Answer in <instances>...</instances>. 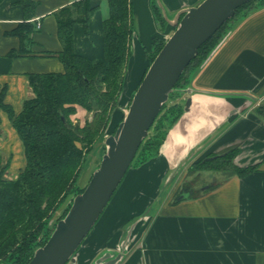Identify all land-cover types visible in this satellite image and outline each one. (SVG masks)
<instances>
[{
    "label": "crops",
    "instance_id": "crops-1",
    "mask_svg": "<svg viewBox=\"0 0 264 264\" xmlns=\"http://www.w3.org/2000/svg\"><path fill=\"white\" fill-rule=\"evenodd\" d=\"M34 1L30 21L35 28L29 46L33 55L9 56L21 44L11 31L23 20V10L17 0H0V91L16 114L33 95L28 73L63 70L55 54L41 53L62 49L57 18L64 16L62 8L76 0ZM129 1L133 33L119 93L123 104L130 102L148 68L155 43L165 42L178 14L201 0H157L159 7L152 0ZM89 2L96 9L87 32L82 23L74 24L73 47L91 60L104 59L101 24L107 4L105 0ZM153 5L160 14L159 8L163 11L162 28ZM182 90V101L189 97L190 104L187 109L183 105L158 154L127 176L108 202L105 219L93 225L68 264H90L104 249L124 250L111 264H264V6L229 32L204 63L193 69ZM115 111L113 116L120 107ZM233 148L237 149L233 163L253 166V170L243 175L187 172L192 162ZM2 154L10 171L4 176L15 177L25 165L24 148L7 113L0 109ZM181 171L176 190L157 191L163 176L174 181ZM204 177L211 181L199 182ZM198 183H203L200 189ZM180 194L184 197L176 199Z\"/></svg>",
    "mask_w": 264,
    "mask_h": 264
},
{
    "label": "trees",
    "instance_id": "trees-1",
    "mask_svg": "<svg viewBox=\"0 0 264 264\" xmlns=\"http://www.w3.org/2000/svg\"><path fill=\"white\" fill-rule=\"evenodd\" d=\"M105 1L107 16L101 24L104 59L91 60L74 50V24L82 23L87 32L89 19L96 9L89 0H76L71 6L62 8L64 16L57 18V36L62 49L56 53L47 50L41 53L45 56L55 54L62 62L63 70L28 73L33 95L23 101L22 109L17 114L11 105L4 102V91H0V109L11 120L23 144L25 156V165L15 177L4 176L8 164L0 167V261L27 264L34 250L43 245L51 234L53 227L49 221L53 212L68 196H75L84 188L78 187V176L87 161V155L102 140L104 128L122 88L131 51L133 26L130 1ZM250 1L240 6L199 47L197 55L181 73L168 99L175 93L180 95L181 90L187 87L188 76L185 75L189 68L204 63L215 48L222 29H229L224 39L246 16L264 6L262 0L259 6L250 7L237 16V11ZM17 3L22 7L23 20L11 33L19 36L21 44L18 50L12 49L8 55H33L29 42H32L31 33L35 23L30 18L36 2L17 0ZM153 7L159 27L162 28L164 19ZM163 43H155L154 50L149 53L150 63ZM182 79L185 86L180 85ZM165 104L151 126L155 133L151 138L146 136L139 146L144 148L147 145L153 155L158 153L168 127L175 123L183 111L182 104H173L163 111ZM80 109L94 111L92 119L83 125L75 120ZM236 151L233 148L218 155L211 154L200 161L199 164L205 166L195 170H216L238 175L253 170V166L239 167L233 163Z\"/></svg>",
    "mask_w": 264,
    "mask_h": 264
},
{
    "label": "water",
    "instance_id": "water-1",
    "mask_svg": "<svg viewBox=\"0 0 264 264\" xmlns=\"http://www.w3.org/2000/svg\"><path fill=\"white\" fill-rule=\"evenodd\" d=\"M248 1L201 0L197 5L186 8L181 16L178 14L174 30L149 64L123 119L115 131L104 138L106 148L98 166L83 190L73 197L66 214L57 220L46 242L34 250L27 264H66L73 259V254L121 183L183 70L197 55L199 47ZM189 104L188 97L184 109ZM182 197L184 194L176 199ZM118 258L116 255L108 264Z\"/></svg>",
    "mask_w": 264,
    "mask_h": 264
},
{
    "label": "rangeland",
    "instance_id": "rangeland-1",
    "mask_svg": "<svg viewBox=\"0 0 264 264\" xmlns=\"http://www.w3.org/2000/svg\"><path fill=\"white\" fill-rule=\"evenodd\" d=\"M153 1V3L155 4V5H157V7H159V5H158V1L157 0H152ZM261 2H262V0H251L250 1V3L248 4V5H245L244 7H241L238 11H237V16L238 15H241L242 13H244V12H246L250 7H253V6H259L260 4H261ZM159 10H160V12H161V15H162V17H164L163 16V11H162V9L161 8H159ZM164 22H165V17H164ZM164 22H162L161 23V26H163L164 25ZM230 24V23H229ZM229 31V29L228 28H224V29H222L221 30V32H220V36H219V38L217 39V43L215 44V46L223 39V37L225 36V34L227 33ZM29 45L31 46L32 45V42L30 41L29 42ZM214 46V47H215ZM213 47V48H214ZM212 48V49H213ZM149 64H150V62H149ZM127 66V65H126ZM195 67H190L189 68V70H188V73L185 75V76H188V77H186V79L187 80H189V79H191V77H192V75H193V69H194ZM147 70V69H146ZM146 70L144 71V73L146 72ZM126 71V70H125ZM144 73H143V75H144ZM143 77V76H142ZM141 80V79H140ZM180 85L182 86H185L186 85V83H184V80L182 79L181 81H180ZM181 92H184V90H181ZM119 96L120 95H118V98H117V102H116V104H115V106L113 107V109H112V111H111V114H110V118H109V121H108V123H107V125H106V127L104 128V132H103V134H102V140L100 141V142H98L99 143V145H98V147L97 148H95L94 150H91L90 152H89V154L87 155V157H86V162L84 163V165H83V167H82V169H81V171H80V174H79V176H78V180H77V185H78V187H84L86 184H87V182H88V180L90 179V177H91V174H92V171L94 170V168H96L97 166H98V164H99V162H100V159H101V157H102V155H103V153L105 152V144H104V138L107 136V135H109V134H112L114 131H115V129H116V127H117V125H118V123L123 119V116H124V114H125V112H126V110H127V107H128V105H129V101H127V102H124V104H123V101H121V97H120V100H119ZM183 99L181 98V94L180 95H178V94H173L172 95V97L170 98V99H168L167 101H166V104H165V108H164V110L163 111H167L166 109L167 108H169V107H171L173 104H182L183 105V101H182ZM122 105V106H121ZM120 107V111H118V113H116L114 116H113V113L114 112H116L115 110L117 109V108H119ZM162 111V112H163ZM93 114H94V111H85V110H83V109H80V110H78V113H77V116H75V120H78V121H80V124L81 125H83L86 121H90L91 119H92V117H93ZM173 126V125H172ZM172 126H170V127H168V129H167V133H168V131H169V129L172 127ZM155 133V131L153 130V128L151 127V129H149V132H148V134H147V137H149V138H151V136L153 135ZM167 133H166V136H167ZM166 136H165V139H166ZM165 139H164V141H165ZM163 141V142H164ZM163 144V143H162ZM161 144V145H162ZM161 145H160V147H161ZM147 146V145H146ZM145 146V147H146ZM142 148V147H140L139 148V150L137 151V153H136V155H135V157H134V159L132 160V162H131V165H130V167H129V169L127 170V172H126V174H125V176L123 177V179H122V181H121V183L119 184V186H118V188L116 189V191L114 192V194H113V196H116L117 195V193H119V191L121 190V188H122V186H123V183L125 182V179L127 178V176L131 173V172H135L136 170H137V168L138 167H140L145 161L147 162V161H149L150 159H153V157H155L157 154H152V150H150V149H147V147L146 148ZM160 147H159V149H160ZM158 152H159V150H158ZM202 160V159H201ZM201 160H198V161H194V162H192L191 164H189L188 165V167H187V172L188 171H195V169H197V167H204L205 165H200L199 163H200V161ZM4 164H8V166H9V161L7 160V157L6 156H4L3 154L2 155H0V167L2 166V165H4ZM207 165V164H206ZM184 169H185V167H184ZM182 174H183V171H181V172H179V174H178V176H177V178L174 180V181H166L165 179H164V176H163V178H162V180H161V182L158 184V189H157V191H160L161 193H170V192H172L174 189L176 190V188H177V186L181 183L180 181L181 180H179V178H181V176H182ZM5 175V174H4ZM6 175H10V171L9 170H6ZM7 177V176H6ZM208 180V182H210L211 180L209 179V178H207V177H204V179L202 180V181H199V182H205L206 183V181ZM210 180V181H209ZM170 183V186L168 187V189L165 187V185H167V184H169ZM160 184H161V186L162 187H160ZM199 184V187H197L198 189H200L202 186H203V183H198ZM207 184V183H206ZM182 186H183V191L185 190V187H186V182H183L182 183ZM181 186V187H182ZM179 190H181L182 191V188L180 189L179 188ZM113 196L111 197V198H113ZM73 197L74 196H68L61 204H60V206L53 212V214H52V216H51V218H50V221H49V224H50V226H52L53 228H54V226H55V224H56V222H57V220L58 219H60V218H62L65 214H66V212H67V210L69 209L68 207H70V205H71V202H72V199H73ZM114 201V200H113ZM110 202V201H109ZM108 205H109V203H108ZM107 205V206H108ZM107 206L104 208V210H103V212L101 213V215H100V217L98 218V220L96 221V223L95 224H97V223H101L102 221H103V219H105V214H106V208H107ZM148 216V215H147ZM147 216H146V218H147ZM134 219H136V218H133V219H131V220H129V223H127V225L129 224H131L132 222H133V220ZM128 225V226H129ZM84 241V240H83ZM83 243V242H82ZM81 243V244H82ZM79 245V247L78 248H80V247H82L83 245ZM78 250V249H77ZM77 250H76V252H77ZM123 252H124V250H122L121 252H120V250L118 251H112V250H110V251H106V249H104V250H101L99 253H98V255L93 259V261L90 263V264H108V261L109 260H111V259H113V258H115L116 257V255H119V257H121L122 255H123ZM99 259V260H98ZM119 259V258H118ZM117 259V260H118ZM117 260H115V261H117ZM68 263H69V261H68ZM68 263H66V264H68ZM114 263V262H113Z\"/></svg>",
    "mask_w": 264,
    "mask_h": 264
},
{
    "label": "built area",
    "instance_id": "built-area-1",
    "mask_svg": "<svg viewBox=\"0 0 264 264\" xmlns=\"http://www.w3.org/2000/svg\"><path fill=\"white\" fill-rule=\"evenodd\" d=\"M40 26V23L39 22H37V27H39Z\"/></svg>",
    "mask_w": 264,
    "mask_h": 264
},
{
    "label": "flooded vegetation",
    "instance_id": "flooded-vegetation-1",
    "mask_svg": "<svg viewBox=\"0 0 264 264\" xmlns=\"http://www.w3.org/2000/svg\"><path fill=\"white\" fill-rule=\"evenodd\" d=\"M183 89H185V88H183ZM185 102V101H184ZM184 102H183V105H184ZM208 158V157H207ZM206 159V158H205Z\"/></svg>",
    "mask_w": 264,
    "mask_h": 264
}]
</instances>
